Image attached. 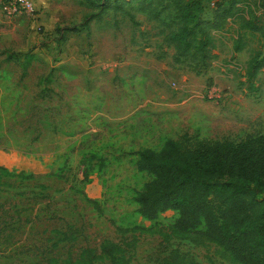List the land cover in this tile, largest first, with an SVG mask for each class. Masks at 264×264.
Instances as JSON below:
<instances>
[{
	"label": "rangeland",
	"instance_id": "1",
	"mask_svg": "<svg viewBox=\"0 0 264 264\" xmlns=\"http://www.w3.org/2000/svg\"><path fill=\"white\" fill-rule=\"evenodd\" d=\"M33 1L34 15L0 6V165L9 170H0V264H88L87 247L92 264H110L105 241L128 264H165L172 250L182 264H242L205 237L202 220L183 229L176 209L141 214L135 196L151 174L136 159L183 133L264 130V64L247 74L252 56L264 58L260 32L228 15L197 61L175 56L168 10L157 20L131 1L84 27L96 9L86 0Z\"/></svg>",
	"mask_w": 264,
	"mask_h": 264
},
{
	"label": "trees",
	"instance_id": "2",
	"mask_svg": "<svg viewBox=\"0 0 264 264\" xmlns=\"http://www.w3.org/2000/svg\"><path fill=\"white\" fill-rule=\"evenodd\" d=\"M86 1L96 9L85 14L80 22L84 27L107 9L122 11L131 1L137 3V10L157 20H163L161 12L168 10L172 23H166V40L173 44L176 57L192 54L203 61L211 42V28L222 26L228 15L238 20L239 28L259 31L264 38V19L256 13L264 12V0ZM206 3L212 4L211 17L203 15ZM70 28L77 30L76 25ZM242 45L241 39L235 38L234 50ZM263 60L255 56L249 59L250 78ZM137 154V168L151 174L135 196L141 214L153 218L165 209H176L177 227L192 228L202 220L205 237L229 252L235 261L264 264V130L238 139L212 140L183 133L179 138L167 137L157 150L143 147ZM0 170L9 172L2 165ZM120 250L114 241L101 245L110 264H128V257ZM86 253L88 264H92L96 255L88 247ZM163 260L165 264H182L177 250L170 251Z\"/></svg>",
	"mask_w": 264,
	"mask_h": 264
},
{
	"label": "built area",
	"instance_id": "3",
	"mask_svg": "<svg viewBox=\"0 0 264 264\" xmlns=\"http://www.w3.org/2000/svg\"><path fill=\"white\" fill-rule=\"evenodd\" d=\"M0 6L6 15H13L21 12L34 15L36 10L33 0H0Z\"/></svg>",
	"mask_w": 264,
	"mask_h": 264
}]
</instances>
